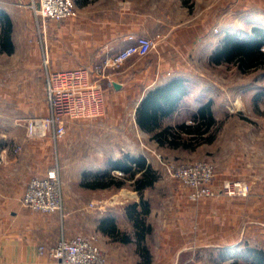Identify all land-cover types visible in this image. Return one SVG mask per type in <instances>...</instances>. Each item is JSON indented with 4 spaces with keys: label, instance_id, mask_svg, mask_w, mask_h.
Instances as JSON below:
<instances>
[{
    "label": "crops",
    "instance_id": "0c3cea01",
    "mask_svg": "<svg viewBox=\"0 0 264 264\" xmlns=\"http://www.w3.org/2000/svg\"><path fill=\"white\" fill-rule=\"evenodd\" d=\"M74 4L77 12L75 18L51 22L44 32L45 35L40 27L37 36L35 31V39L31 41L32 46L27 56L32 74H25L27 82L24 94L16 86H12L7 93L0 87V153L4 158L0 165V264H56L40 253V247H54L62 238L73 239L76 236L93 239L106 256L108 264H242V258L248 264H257L255 251L264 250L250 247V240L264 238V178H243V169L234 173L229 168L219 167L216 187H220L225 180L244 179L252 186L249 197L222 196L198 203H185L183 216H153L145 220V227L149 228L147 232H140L135 225L133 232L120 230V220L129 221V215L121 216V219L112 209L91 214L88 219L77 214L81 212L80 209H70L81 208L89 202L93 207L96 203L92 200L102 191L114 190L89 187L88 185L97 181L96 178L82 183L78 182V177L61 174L64 191L63 214L34 213L23 206L22 197L31 179L45 176L52 168L57 167L58 155L60 166L62 165L65 142L69 138L68 136L55 144L51 138L34 140L27 135L26 119L31 116H47L49 113L46 96L47 69L50 73H59L86 68L92 74L88 79L93 83L99 78L92 72L94 68L128 46L135 45L137 38L146 37L156 41L157 46L149 56L150 60L135 56L122 68L106 72L108 82L99 78L108 102L92 118H101L98 121L106 123L118 111H125L122 101L115 105L110 103L112 100L122 99L128 93L144 95L149 90L145 85L160 76L165 79L164 74L188 72L190 65L187 59L191 62V57L198 52L202 42L200 37L207 30L202 25L195 24L172 31L167 38L163 32L164 24L159 17V0H153V16L146 15L147 12L142 7L141 10L126 7V0H74ZM12 47L14 50L13 40ZM45 49L50 58L48 68L44 66L43 60ZM200 53L202 57L208 51ZM215 59L213 62L219 63ZM175 80L182 79L172 78L169 82ZM182 81L185 86L184 96L169 116L160 119L158 128L161 127L163 119L177 116L184 109L189 110V104L184 105L189 89L186 81ZM116 84L119 85L118 88L115 87ZM200 100L203 101V97ZM202 107L201 104L195 107L192 105L190 111L193 109L197 115ZM137 108L133 125L153 137L156 130L151 132L141 128L138 121L140 106ZM115 118L113 123L119 124L120 119L117 115ZM72 121H67L69 130L72 126L83 127L85 124L80 119ZM97 123L85 125L97 127ZM174 124L176 123L167 126L176 127ZM181 124L184 121L177 122L176 125ZM185 125L188 124L185 122ZM191 125H194V118ZM98 139L106 143L112 141L104 134ZM214 141L203 145H211ZM196 149L197 147L194 150ZM107 157L109 161L104 165V172L111 173L113 170L124 175L113 167L114 162L119 160H113L111 152ZM130 157L143 158L138 153ZM72 180L77 181L74 182L78 183L77 189L85 193L70 192L71 188L67 184L73 182ZM122 192L124 194L125 190ZM127 194L128 191L125 195ZM138 194L143 199V194ZM84 195H87V199ZM146 201L142 200V204ZM147 203L149 207V202ZM110 227H116L117 232L110 233Z\"/></svg>",
    "mask_w": 264,
    "mask_h": 264
},
{
    "label": "rangeland",
    "instance_id": "374dc122",
    "mask_svg": "<svg viewBox=\"0 0 264 264\" xmlns=\"http://www.w3.org/2000/svg\"><path fill=\"white\" fill-rule=\"evenodd\" d=\"M159 1L161 2L159 17L164 24L163 32L167 38L172 31L195 24L202 25L207 30L200 37L202 42L198 52L191 57V62L187 59L190 65L188 72L185 74H164L165 79H161L160 76L145 85L149 90L144 95L128 93L122 99L110 102L118 105L122 101L125 106L124 112L118 111L116 114L120 119L119 124L113 123L116 120V115H113V119L107 120L106 123L98 121L101 118L80 119V122L85 124L98 122L96 124L98 126H94L95 128L85 124L83 127L72 126L71 131L67 128L69 131L67 130L64 138L66 139L68 136L69 138L65 142V157L61 166L58 155L60 176L61 174L73 175L75 178H79L78 182L82 183L91 181L92 178H96L97 181H105L110 177L128 180L122 188H114L112 192L102 191L92 200L96 203L93 207L89 202L81 208H70L71 210L80 209L81 212L77 214H81L87 219L91 214L97 212L100 214L102 211L107 212L110 209L115 211L114 214L117 217L126 216V214L129 215L131 207L136 204L137 212L141 214L138 216L140 219L149 220L153 216L161 218L183 216L185 203H198L203 200L194 201L192 199L194 191L185 184L177 171H172L173 169L178 170L180 167L194 169L195 166L207 164L212 166L215 170L212 189L215 191L221 189L222 184L227 181L249 183L244 179H229L217 188L216 178L219 167L229 168L228 170L234 173H239L243 169L245 170L243 178H264V59L251 68H241L239 62H226L223 58L219 59V63L213 62L227 36L234 35L237 41H241L254 37V30L264 31V0ZM126 2V7L135 10H141L142 7L143 10H146V15L153 16L151 9L153 0H126ZM34 3L39 9L37 0L34 2L33 0H0V87L5 89L6 93L10 88L12 89V86H16L24 94L27 82L25 74H32L27 56L32 46L31 41L33 38L35 39V31L37 36L40 30L35 21ZM148 7L150 9H147ZM4 15L11 22L14 50L12 47L10 53L2 51L1 45V40L7 29ZM155 15H158L157 12ZM155 43L157 46L156 41ZM206 51L208 53L201 57L200 52ZM260 51L264 53V45L261 46ZM150 55L141 59L148 61ZM172 78L186 81L189 94L184 100V105L189 104V110L184 109L177 116L163 119L160 128L183 121L184 124L185 122L188 125L193 124L196 113L193 109L190 111L191 106L195 107L200 104L205 106L211 102L218 122L215 129L210 132V134H216L213 144L200 145L193 151L160 147L153 141L151 134L139 131L133 125L137 107L141 106L150 92L169 84ZM104 80L108 82L107 78ZM104 87H107L106 84ZM102 97H104V103L108 102L105 100L104 94ZM202 97L203 101L200 100ZM176 124L174 125L177 126ZM103 134L104 136L108 135L112 141L100 142L98 138ZM109 152H111L113 160H120L124 157L122 155L130 156L138 153L143 156L147 165L151 167L153 165L154 168H152L156 169L159 177L158 182L151 190L143 193V199L133 189L134 185L129 176H124L113 170L111 173L104 172V165L109 161L108 157L106 158ZM74 182L77 181L67 184L71 188L69 191L77 194L85 193V191L77 189L78 183ZM122 189L125 190V193L128 191V194H123ZM84 196L87 199V195ZM222 196L229 197L227 195L220 197ZM144 199L149 202V214L147 215L143 214L142 200ZM118 219L120 220V218ZM133 226L132 219L125 222L120 220V230L130 233L133 232ZM250 247L264 250V238L258 237L250 240ZM241 262L248 264L244 258L241 259Z\"/></svg>",
    "mask_w": 264,
    "mask_h": 264
},
{
    "label": "built area",
    "instance_id": "2783aa9c",
    "mask_svg": "<svg viewBox=\"0 0 264 264\" xmlns=\"http://www.w3.org/2000/svg\"><path fill=\"white\" fill-rule=\"evenodd\" d=\"M34 2V0H33ZM34 3L36 22L44 33L50 22H63L77 15L74 0H37ZM45 35V33H44ZM46 44V42H45ZM46 48V47H45ZM156 48V43L146 37L136 39V44L128 46L118 54L108 58L92 71L100 79H105L107 70H118L135 56L144 58ZM44 66L49 67L50 58L47 50L43 53ZM86 69L50 73L47 69L46 96L49 113L43 117H30L25 121L27 135L30 139L46 140L51 138L55 144L67 134V120L94 118L104 103L100 79L90 82L92 74ZM4 158L0 153V165ZM177 174L185 184L194 191L192 199L229 197H247L252 186L236 181L224 182L221 189H212L215 170L209 164L195 166L194 169L180 167ZM171 174V173H170ZM22 204L31 212L40 214H63L64 191L59 167L50 170L45 176L31 179L22 197ZM40 253L46 255L56 264H108L107 258L93 239L76 236L73 239L62 238L54 247H40Z\"/></svg>",
    "mask_w": 264,
    "mask_h": 264
},
{
    "label": "trees",
    "instance_id": "16d2710c",
    "mask_svg": "<svg viewBox=\"0 0 264 264\" xmlns=\"http://www.w3.org/2000/svg\"><path fill=\"white\" fill-rule=\"evenodd\" d=\"M4 17L7 29L4 32L1 45L3 47L2 51L10 53L12 51L11 22L7 16L4 15ZM253 32L254 37L241 41H237L234 35L227 36L215 60L219 62V59L223 58L226 62L237 61L241 64V68H251L263 60L264 53L260 51V48L264 45V31L254 30ZM184 94L185 86L183 81L175 80L163 88L149 93L139 108L138 121L141 128L151 132L156 130L153 140L160 147L194 150L204 143L210 144L215 140L216 134H210V132L215 129L218 122L214 117L211 102L199 110L194 117V125L181 124L176 127L158 128L160 119L169 116L173 112ZM113 167L122 171L124 176H129L133 181L135 190L140 194L153 188L159 179L157 172L146 164L144 158L134 159L130 156H125L122 160L114 162ZM126 181L128 180L125 178L120 180L110 177L105 181L98 180L88 186L95 189H119L124 187ZM143 214H149L147 202L143 204ZM138 216H141V214L137 212V205H133L130 209L129 218L134 221L136 229L140 230V232L149 231V228L145 227V220L143 218L140 219ZM109 232L116 233V227H110ZM125 239L129 242L127 237ZM255 258L257 264H264L263 251L256 250Z\"/></svg>",
    "mask_w": 264,
    "mask_h": 264
},
{
    "label": "water",
    "instance_id": "95a60500",
    "mask_svg": "<svg viewBox=\"0 0 264 264\" xmlns=\"http://www.w3.org/2000/svg\"><path fill=\"white\" fill-rule=\"evenodd\" d=\"M115 87H116V88H118V87H119V85H117V84H116V85H115Z\"/></svg>",
    "mask_w": 264,
    "mask_h": 264
}]
</instances>
